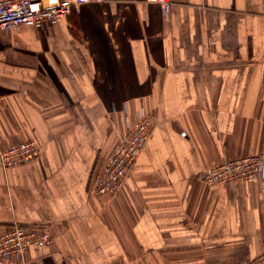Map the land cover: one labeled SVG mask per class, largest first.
<instances>
[{
  "label": "crops",
  "instance_id": "1",
  "mask_svg": "<svg viewBox=\"0 0 264 264\" xmlns=\"http://www.w3.org/2000/svg\"><path fill=\"white\" fill-rule=\"evenodd\" d=\"M139 100L150 136L115 195L91 191ZM0 232L44 226L20 264H264V179L207 185L264 151V0L86 2L57 24L0 32ZM0 264H18L15 262Z\"/></svg>",
  "mask_w": 264,
  "mask_h": 264
},
{
  "label": "built area",
  "instance_id": "2",
  "mask_svg": "<svg viewBox=\"0 0 264 264\" xmlns=\"http://www.w3.org/2000/svg\"><path fill=\"white\" fill-rule=\"evenodd\" d=\"M101 0H0V32L16 30L21 26L39 28L54 25L72 13H78L86 2ZM160 5L165 16L171 0H146ZM124 128L117 143L104 163L93 173L91 191L97 195H115L145 146L153 127V120L142 101L135 112L124 106ZM38 155V146L32 140L11 142L0 150V164L13 167L27 164ZM264 151L237 157H225L206 168L200 179L207 185H221L236 181L262 182ZM52 235L44 226H24L13 223L0 232V260L5 263H23L31 245H48ZM108 264H130L125 258Z\"/></svg>",
  "mask_w": 264,
  "mask_h": 264
},
{
  "label": "water",
  "instance_id": "3",
  "mask_svg": "<svg viewBox=\"0 0 264 264\" xmlns=\"http://www.w3.org/2000/svg\"><path fill=\"white\" fill-rule=\"evenodd\" d=\"M262 177L264 179V161H263Z\"/></svg>",
  "mask_w": 264,
  "mask_h": 264
},
{
  "label": "rangeland",
  "instance_id": "4",
  "mask_svg": "<svg viewBox=\"0 0 264 264\" xmlns=\"http://www.w3.org/2000/svg\"><path fill=\"white\" fill-rule=\"evenodd\" d=\"M141 103V100H139V104ZM142 103H143V101H142ZM138 108V107H137ZM25 141V140H24Z\"/></svg>",
  "mask_w": 264,
  "mask_h": 264
}]
</instances>
